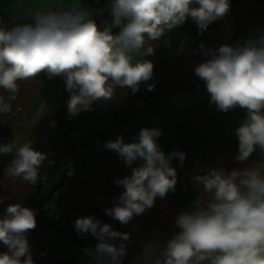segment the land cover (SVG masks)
Returning a JSON list of instances; mask_svg holds the SVG:
<instances>
[{
    "label": "clouds",
    "instance_id": "clouds-1",
    "mask_svg": "<svg viewBox=\"0 0 264 264\" xmlns=\"http://www.w3.org/2000/svg\"><path fill=\"white\" fill-rule=\"evenodd\" d=\"M95 2L99 5L100 0ZM105 10L113 19L101 29L96 17ZM230 10V0H106L97 7H86L81 0H37L26 13L30 22L10 28L0 22V90L7 93L0 94V117L14 115L12 102L20 83L41 74L64 80L67 112L73 117L90 111L94 102L111 100L117 88H130L135 94L154 74V63L144 59L155 52L150 42L189 18L198 29L207 30ZM196 51L205 59L194 73L204 82L209 102L224 113L245 110L235 132L236 160L247 161L257 150L264 154V30L242 43L215 49L201 42ZM154 87L149 84L148 90ZM162 135L158 128L145 127L132 142L118 136L104 145L131 168L130 175L114 181L123 191L105 209L122 225L152 208L157 197L175 191L172 161L182 166L187 157L179 150L166 154L158 144ZM4 155L11 158L4 169L6 179L32 186L47 179L41 175L45 162L55 164L32 139L16 137L0 144V156ZM137 161L141 163L133 167ZM67 174L73 175L70 166ZM192 181L202 185L203 195L190 210L178 213L179 231L165 246H145L138 264H264V160L231 171L209 168ZM7 199L0 195V205ZM36 226L34 209L7 205L0 214V244L7 249L0 252V264H35L27 233ZM74 230L97 240L84 249L90 264H122L129 233L94 216L77 218Z\"/></svg>",
    "mask_w": 264,
    "mask_h": 264
},
{
    "label": "crops",
    "instance_id": "crops-1",
    "mask_svg": "<svg viewBox=\"0 0 264 264\" xmlns=\"http://www.w3.org/2000/svg\"><path fill=\"white\" fill-rule=\"evenodd\" d=\"M90 1L97 5L95 0ZM36 2L37 0H0V22L9 28L22 21L30 22L26 13ZM105 3L106 0H100L97 6ZM230 4V12L223 19L209 25L202 35L188 36L178 26L160 40L150 42L155 47V52L144 59L154 63L152 79L157 81L152 89V101L146 107L132 104L136 93L133 94L130 88H117L111 100L94 102L90 111H81L73 117L67 112L69 93L65 91L61 77H55L53 81L41 74L21 82L17 99L12 102L13 106H20L21 112L17 116L0 117V135H5L10 140L16 137L22 140L32 139L34 147L50 154L49 158L55 164L48 166L45 162L41 175L47 179L32 186L20 181H8L4 176V169L11 158L0 156V195L8 197L0 205V212H4L10 203H21L29 207L32 200L39 201L35 198L36 192L43 190L45 194L61 179L65 166V137L70 150L67 173L70 166L73 175L66 174L64 182L40 206L36 217L46 225L37 224L35 231L38 241L64 262L90 264L84 249L94 247L97 240L90 234L79 236L74 230V221L79 217L94 216L103 223L111 224L114 230L130 234V239L125 242L127 255L122 264H138L145 246L153 245V250L165 246L179 231L175 227L178 213L190 210L196 198L203 195L202 185L192 181V177L199 174L196 162L206 163L209 168L222 167L231 171L250 167L253 163L264 160V154L259 150L247 161L236 160L238 140L227 141L224 129L239 126L246 114L245 110L236 108L227 113L219 111L209 102L210 96L203 81L199 92L193 90L194 85L180 93L157 96L161 89L195 76L194 68L205 59L203 54L196 51L201 42L215 49L221 44L242 43L244 39L257 34L258 30H264V0H230ZM112 19L109 16L100 28L110 24ZM181 46L183 50H180ZM152 79L140 87H148ZM0 94L7 96L3 90H0ZM115 118L117 121L113 124ZM108 122L112 128L103 133L93 146L82 139L69 136L74 131L92 135L102 124ZM145 127H155L162 131L158 144L166 154L179 150L187 158L182 166L177 159L172 161L177 172L175 191L169 192L166 198L157 197L152 208L122 225L108 216L105 209L112 207L115 198L123 191L114 181L130 175L131 168L125 166L116 152L106 149L104 145L118 136H122L125 143L132 142L140 129ZM139 163L141 162L137 161L133 167ZM48 203L53 204L51 209H48ZM49 211L59 219H50L47 214ZM73 212L71 221L61 220L64 215ZM28 240L35 264H57L48 257H43L32 234H28Z\"/></svg>",
    "mask_w": 264,
    "mask_h": 264
},
{
    "label": "built area",
    "instance_id": "built-area-1",
    "mask_svg": "<svg viewBox=\"0 0 264 264\" xmlns=\"http://www.w3.org/2000/svg\"><path fill=\"white\" fill-rule=\"evenodd\" d=\"M84 6L86 7H94L91 3L90 0H83L81 2ZM181 29L188 35V36H192V35H202L204 32H206L208 30H203L201 31L200 29H198L197 25L189 18L185 24L181 25ZM114 31H118V29H114ZM156 79H152L151 84L156 83ZM201 89V83L196 84L193 88V90L195 92H199ZM152 101V90L149 91L148 87H139V90L136 92V97L134 98V100L132 101V104L136 107H146L148 106ZM13 112L14 115L12 116H17L20 112H21V108L20 106H13ZM238 126H229L226 127L224 129V137L227 141L229 142H235L237 139L236 137V128ZM112 128L111 124L108 123H104L102 124L99 129L92 135H86L82 132H78V131H74L69 133V136L72 138H79L82 139L86 144L93 146L97 143V141L99 140L100 136L109 131ZM10 142V139L5 136V135H0V144H6ZM196 169L199 172V174H205L207 172V170L209 169V167L207 166L206 163L203 162H196L195 163ZM53 207L52 203H48V209H51ZM4 212H0V214H3ZM49 218L52 220H58L59 217L57 215H55L52 212H48L47 213ZM29 234V232L27 233V235Z\"/></svg>",
    "mask_w": 264,
    "mask_h": 264
},
{
    "label": "trees",
    "instance_id": "trees-1",
    "mask_svg": "<svg viewBox=\"0 0 264 264\" xmlns=\"http://www.w3.org/2000/svg\"><path fill=\"white\" fill-rule=\"evenodd\" d=\"M92 5L94 6V7H97V5H95L94 3H92ZM101 6V5H100ZM109 16H111V14H110V11H108V12H104L103 13V15L102 16H97L96 17V20H97V24L99 25V27L100 26H102L103 24H104V22H105V20L109 17ZM53 81L55 80V78H53L52 79ZM202 82V80L201 79H199L196 75L193 77V78H191V79H188V80H185L184 82H182V83H180V84H177V85H174V86H171V87H169V88H163V89H161L160 91H159V93L157 94V96H162V95H172V94H176V93H180V92H183V91H185V90H188V89H191L194 85H196V84H199V83H201ZM116 118H115V120H113V124L114 123H116ZM98 142V141H97ZM69 159H70V150L68 149V161H69ZM65 180V179H64ZM64 182V181H63ZM58 188V187H57ZM56 188V189H57ZM43 194H44V192H43V190H41L40 192H36V199L37 200H39V198H41V196H43ZM51 195H52V193H51ZM50 195V196H51ZM36 200L34 201V200H32L31 202H30V204H29V208H33L34 207V205L36 204ZM79 209V208H78ZM77 209V210H78ZM73 215H74V212L73 213H71V214H66V215H64L62 218H61V220H66V221H71V219H72V217H73ZM36 220H37V224H44V225H46V223L45 222H43V221H41V220H39L37 217H36ZM50 228H52L51 226H50ZM31 235V230L29 231V236ZM75 240H77V241H81L79 238H77V237H75V236H72ZM82 242V241H81ZM0 252H2V250L0 249ZM43 257H45L44 255H43ZM66 264H69V263H67V262H65Z\"/></svg>",
    "mask_w": 264,
    "mask_h": 264
},
{
    "label": "water",
    "instance_id": "water-1",
    "mask_svg": "<svg viewBox=\"0 0 264 264\" xmlns=\"http://www.w3.org/2000/svg\"><path fill=\"white\" fill-rule=\"evenodd\" d=\"M63 151H64V156H65V166H64V170H63V175H62L61 179L56 184H54L53 186H51V188L45 192V194L39 199V201L37 202V204L34 206L33 209L36 211V214H37L40 206L47 199H49L51 193L63 182V180L66 177V174H67V161H68V143H67V139L65 137L63 138ZM31 234H32V237H33V239H34L37 247L39 248L40 252L44 256L48 257L49 259H51L52 261H54L57 264H66L64 262V260H62L58 255L54 254L53 252H50V251L46 250L40 244V242L37 239L35 229L34 230H31ZM0 249L2 250V252L7 250L6 247L3 244H0Z\"/></svg>",
    "mask_w": 264,
    "mask_h": 264
}]
</instances>
